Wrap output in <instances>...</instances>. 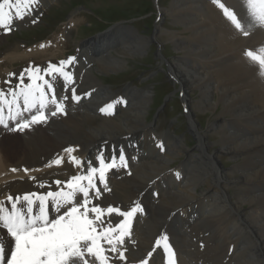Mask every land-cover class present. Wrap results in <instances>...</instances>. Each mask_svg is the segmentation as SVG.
I'll list each match as a JSON object with an SVG mask.
<instances>
[{
    "label": "bare ground",
    "instance_id": "bare-ground-1",
    "mask_svg": "<svg viewBox=\"0 0 264 264\" xmlns=\"http://www.w3.org/2000/svg\"><path fill=\"white\" fill-rule=\"evenodd\" d=\"M47 2L48 0L46 4ZM222 2L231 9L235 4V0H222ZM244 5L241 4L238 8L239 12L242 11ZM206 9L209 12L204 13L203 10ZM168 11L175 23L181 22L183 29L162 30L157 25L154 37L158 38L159 35L166 34L169 44L178 54L172 62H168L169 75L179 84L186 108L188 129L195 138L193 149L197 153L191 152V149L182 142V138L172 136L169 131H158L155 123L148 124L145 121V114L151 99L149 90L127 86L123 92H115L100 81L97 74L119 71L125 67L129 58L141 54L149 45V38L136 35L132 33L133 29L126 28L130 34L136 35L133 41L122 28L124 33L122 31L111 32L91 39L88 45L95 54L106 51L108 43L113 38L115 39V48L99 55L96 59L90 56L87 49H84L85 45L79 46L78 53L82 52V55L77 57L75 63H78V60L83 61L81 73L84 74V81L79 83L74 79V84L69 85L67 94L69 100L65 102L67 114L58 115L56 122L48 119L45 128L49 129V135L22 132L25 155L22 160L19 157L18 162L25 159L29 163L15 168L18 171H9L11 164L8 162L11 160L9 161L7 156L10 153L7 156L4 153V147L8 145L0 144V162L3 158L4 164H7L0 166V199L6 200L7 197L1 195L3 189L13 186L14 180L17 181L14 190L20 192L11 195L22 197L23 193L20 189H24V192L27 185L38 186L40 182L49 184L45 191H39V188H32L28 191V193L43 194L48 190H57L49 183L51 177L68 171L70 174L66 177V181L71 176L80 173L82 171L80 167L69 163L68 153L65 151L59 153V150L65 146L69 145L74 148L72 155L82 161L94 163L93 159L99 152L94 149L91 157L88 158L89 150L94 146L97 149L100 147L104 149L107 143H120L122 140H118V136L122 135L128 137L127 141H131L137 134H140L141 130H145L146 136L150 134L149 136L154 139L153 141L145 138L155 145L156 152L153 155L139 146L131 150L112 143L114 150L118 152L116 154L118 157L119 150L123 148L128 167L133 166V170L131 175L125 173L122 167L107 170L106 181L111 191L104 192L103 199L100 201L101 206H118L122 210H129L134 206L133 202H139L143 210L148 212L145 215L136 214V217L139 216L137 218L139 222H134L133 228H137L141 236L132 235L136 244L129 247L127 253L129 264H137L138 260L144 258L150 250L151 243L162 233H166L171 240L169 242L175 251L176 264H222L219 246L221 241H225L230 246L238 242L243 244V248L249 246L241 252L239 261L235 264H264V79L258 75V65L244 55L247 49L242 50L243 52L241 51L242 53L240 52L237 56L236 52L233 53L232 65H226L223 68L219 66L221 68L219 70H209L207 67L209 64L215 66V63L221 62L225 56L237 51L244 44L250 46L257 42L261 43L264 33H259L261 34L259 35L256 31L257 33L255 32L250 38L243 36L227 21L212 0H172ZM71 16L68 17L67 28H71L75 22L74 20L70 22ZM200 16L209 19L210 22H201ZM28 18L30 17L25 20ZM23 21L18 24L20 25ZM225 22L228 23L225 24ZM211 25L213 28L208 27ZM260 28L259 31H261ZM245 30L249 32L247 28ZM182 32L186 35L180 34ZM193 42L195 44L198 42L203 47H192ZM45 49L46 44H39L30 48L28 52L14 50L15 52L5 55L10 56L11 59H20L22 56L33 53L42 54L41 52ZM4 61L0 60V62ZM75 72L78 73L77 69ZM241 81L246 84H239ZM72 87L76 88L77 94L81 97L86 92L90 93L82 100L84 105L82 115H76L77 110L82 107L81 101H71L70 89ZM191 93H197L198 98L191 99ZM57 95L60 96L59 92ZM117 100L126 101L120 116H113L116 113L115 107L111 115L99 111L100 108ZM4 109V117L8 120V106ZM71 112L76 115L75 119L71 121V124H62L63 119ZM197 112H201L198 118L211 115L206 128L197 124L195 118ZM14 123V121H9V125L15 126ZM257 124L261 125L259 132L256 131ZM57 125H61L66 130L63 138L56 137L60 132L56 131L59 129ZM251 125L252 127L249 128ZM0 127V138L5 139V133H1L2 128L5 127L2 125ZM228 129H233V132ZM247 130L249 133H245ZM51 133H53L52 136ZM10 136L13 139L16 138V136ZM174 138L178 140L175 150L172 147ZM161 143L164 145L163 150H159L161 148L158 145ZM140 151L145 156L142 159L139 158ZM224 155H229V158L235 160L230 168H222L220 165ZM55 156L63 157L61 165L57 166L52 163ZM181 156H185L184 163L181 161L180 168L175 170L176 172L172 171L169 163L179 160ZM195 157L198 158L197 165L192 161L189 162ZM49 158L52 160L45 163ZM33 159H40L44 165L30 167V162H32L30 160ZM138 163L142 165L136 168ZM25 168L29 169L27 174L23 171ZM84 171H86V165ZM170 173L173 175L179 173L184 182L183 186L174 188L171 196L162 195L160 199H158L157 191L153 190L150 198L146 200L143 193ZM159 174L162 177L157 176ZM29 177L36 179L33 181ZM97 185L103 188L98 181ZM162 192L167 193L168 191L162 190ZM243 204L247 207L244 208ZM4 206L10 210V203ZM193 208L197 210L199 218L190 223L188 217L177 219L178 216L187 214ZM238 222L245 227L243 234L247 237L239 238L241 232L236 231ZM157 226H160V230L156 229ZM5 233L6 230L0 225V242L10 247L12 242ZM137 238H141L142 241ZM198 242L204 245L202 251L196 247L201 245H197ZM128 243L131 244V241ZM159 250L163 252V249ZM233 256L232 263H234ZM151 264H166V258L154 254Z\"/></svg>",
    "mask_w": 264,
    "mask_h": 264
},
{
    "label": "rangeland",
    "instance_id": "rangeland-1",
    "mask_svg": "<svg viewBox=\"0 0 264 264\" xmlns=\"http://www.w3.org/2000/svg\"><path fill=\"white\" fill-rule=\"evenodd\" d=\"M51 1L52 0H48L47 4L48 3L49 4L47 5L46 0H42V1L40 0V6L42 7L40 8L39 6L37 10L33 12L32 16L30 17L32 19H37L36 23L33 24L31 22L32 19L28 18L27 19L28 21L25 20V22L23 21V23L20 24L21 26L18 24L21 21H15L12 25V30L10 32H5L3 29H0V36L2 37V40L0 41V60L2 61L5 60L4 62H0V82H2L0 85V89H3L7 93V90L10 86L14 88L15 85L19 83V73L23 71L25 68H27L30 64L41 66V67H46L48 62L58 63L60 60L67 59L68 57L77 58L81 56L82 52L78 53V50L80 48L79 46L85 45L86 47L84 49H87L89 51L90 56L96 59L99 55L106 53L112 50L113 48H115L116 43H115L114 38L109 43L107 40L106 42L108 43V46H107L106 51H102L98 54H95L93 53L92 49L89 48V45H88V43L92 41L91 40L92 38H95L97 36H101L104 34H108L111 32L122 31L124 33L123 30H126V28H131L133 29L132 33L134 34L136 33V35H141L143 37H147L150 39L149 45L142 52L143 54L141 53L136 56H133L132 58H129L128 59L129 61L127 62L125 67L120 69L117 72H111L107 74L100 73V74H97V76L101 79L100 81L105 86L111 88L115 92H123L124 88L127 86L132 87V88H140V89L149 90L151 92V99L148 104L147 113L145 114V121L148 124L155 123V126H157L158 131H169L172 136L182 138V142L185 145H187L189 149H191L190 151L197 153V151L193 149L195 145V138L190 132V130L188 129V124H187V119H186V108L183 104L182 95L179 89L180 88L179 84L178 82H176V80L172 78V76L169 75L168 62H172L174 57H176L178 54L175 51L174 47H172V45L169 44L168 36L166 34H161L159 36L156 35V37L158 36V38L154 37L157 25H158V28L159 29L161 28L162 30H169V29L181 30L184 27L181 24V22L175 23V20H173L172 17H170L171 15H169L170 13H168L169 12L168 9L170 8L172 0H54L52 2ZM241 4L242 5L245 4V5L242 8V11L239 12L238 8L241 6ZM197 6L201 7L199 4H197ZM233 10L237 14L238 18L241 20L242 25L249 30L250 36H247V37L250 38L253 34H255L256 31L258 32V34L264 33L262 32L264 31V27L262 26L254 25L249 28L248 25L251 22V18L248 14V10L246 7V0H235V4L233 5ZM203 11L205 13V11H208V10L206 9ZM69 16H71L70 22L72 20L75 21L73 25L71 26V28H67ZM200 18L201 19L199 20L201 22H205V21L210 22L209 19L202 18L201 16ZM227 23L228 22H225V24ZM208 27L213 28L212 25ZM122 28L123 30H121ZM259 28L261 31L258 30ZM251 30H253L252 33H251ZM125 34L129 36L131 40L135 41L133 37L136 38V35L134 36L130 34L128 30L125 31ZM180 34H185V32H182ZM39 44H46V49L43 52H41L42 54L33 53L30 55L22 56L20 59L19 58L11 59L10 56L5 55L9 52H13L14 50L18 52H22L25 50L26 52H28L30 48H33L34 46H38ZM247 45L248 44H244L240 49H237V51L235 50L231 54H228L229 56L228 55L225 56V58L223 59H226V60L222 59L223 61L221 60V62L215 63L216 64L215 66H212V64H209L207 67L209 68V70H219L223 68V66L230 65V64L232 65L234 52H236V56H237L242 50H246V49L258 51L262 46H264V39L261 40V43L257 42L256 44H253L250 46L249 45L247 46ZM191 46L199 47V48L203 47L200 43L198 44V42H196V44L195 42L191 43ZM112 54L114 53L112 52ZM82 67H83L82 60H78V63L68 66V70H71L73 72L74 79L79 83H82L84 81V74L81 73ZM94 67H96V65H94ZM76 69L78 73L75 72ZM9 73H15V75L10 78V85L5 83L6 80H9V75H8ZM24 82L25 84L29 82L27 76H25ZM240 83L246 84L242 81L239 82V84ZM56 92H59L60 96L67 95L69 92V86L65 88L62 85V82L58 81L56 83ZM84 94L82 95L81 104H82V100L85 98ZM190 97L191 99H197L198 94L191 93ZM8 99H11V97L9 96ZM125 103L126 101H123V102L121 101L120 103H117L115 105L116 113L113 116H120L121 114L120 112L123 106H125ZM20 104H21V107H23L22 99L20 100ZM6 106L7 105H5L4 107ZM83 107L84 105L82 104V107H80L77 110L76 115H80V114L82 115L84 113ZM200 113L201 112H197V116L195 117L197 119V124L201 126L202 128H206V125L209 122L211 115H209L208 117L199 116L198 118V115H200ZM25 115H28V114L26 113ZM73 115L74 113L71 112L68 115V117L63 119L62 121L63 123L62 122L61 123L71 124V121L74 120L75 119L74 117L76 116V115L74 116ZM57 119H58V116L49 117V120L53 122H56ZM241 122L243 123V121ZM263 123H264V120H263ZM258 125L260 127H258ZM9 127H14V126L10 124ZM251 127L252 125L249 128ZM256 127H257L256 131L259 132L261 130V125L257 124ZM58 128L59 129H56V131L57 132L60 131V132H58V135H56V137L63 138L66 135V130H64V128L61 125L58 126ZM228 130L233 132V129H228ZM25 131L27 134L37 133L43 136L49 135L48 134L49 129L45 128V124L34 125L31 129H25ZM246 132L249 133L248 130L245 131V133ZM1 133H5L4 135H6V138L5 139L0 138V144L8 145V147H4V153L6 156L7 154L10 153L7 156L9 158V161L11 160L10 161L11 163L8 162L9 164H11L9 171H11V169L13 168H19L21 165H26V163H29V162H26L25 159L23 161L18 162L19 161L18 158L20 157L19 159L22 160L25 155V152H23L25 143H24L23 138L21 137L23 133L20 131H15V132L9 131L6 128H2ZM61 133L62 134L64 133V134L62 135ZM139 133L140 134H137V136L133 138L134 140L127 141L128 137H125L122 135V136H118L119 138L118 140L120 141L122 140L120 143L118 142H112V143L115 146L122 145L123 148H128L131 150H134L136 149V146H139L151 152L154 155V153L156 152L155 145L149 142L148 140H146V139H151L154 141V139H152L149 136L150 134L146 136L147 133L145 130H141ZM209 133H212V132H209ZM10 135L16 136V138L13 139L11 138L12 136ZM50 135L52 136L53 133H51ZM16 139H18L17 142L15 141ZM177 141L178 140L174 138L173 145H172L174 150L177 148ZM112 143H107V146L104 149H102L103 147H100L99 149H97V148H94L95 147L94 146L93 148L89 150L88 158L91 157V153L95 149L97 152L102 151L107 161L112 155H116L118 153L117 151L114 150ZM68 147L69 145L60 149L59 153L64 151V149ZM55 157L57 158L58 156H55ZM116 157H117V163H119L118 156L116 155ZM143 157H145L144 153L140 151L139 158L142 159ZM222 159L223 160H221L220 165L222 168L224 167L226 169L230 168V166H233V162L235 161L229 158V155L222 156ZM51 160L52 158L51 159L49 158V160L46 161L45 163L50 162ZM93 160L95 161L93 164L98 166L96 157ZM30 161H32L30 162V167L44 165L40 159L39 160L33 159ZM181 161L182 163H184L185 156H181L179 160L170 162L169 168L172 171H175V170L177 171L180 168ZM191 161L196 165L198 164L197 157L192 158L189 162ZM1 165L2 166L7 165V164H4L3 158L1 159V162H0V166ZM140 165L142 164L138 163L136 165V168H138ZM123 170L128 175H131L133 166L123 168ZM117 172L119 173V171ZM69 174L70 173L67 171V172L60 173L59 175H55L51 177L49 183L52 185V182L56 180L65 181L66 177H68ZM157 176L162 177L160 174ZM171 183H174V185H171ZM183 183H184L183 179L180 175L178 178L177 175H173L170 173L163 180H161L158 184L152 185L149 189H147L143 193V197L146 200L149 199L150 194L153 190L157 191L158 199H160L162 195L171 196L173 194V191L175 190L174 188H179L183 186ZM12 185L13 186H7L3 189V192L1 194L3 197H7L10 194H18L16 192H20V191L14 190L17 186L16 180L13 181ZM32 188H37V189L39 188L38 189L39 191L46 190V187L40 188L34 185H27V188L24 192H23L24 189H20V190L24 195L25 193H28V191L31 190ZM263 189H264V186H263ZM162 190H167L168 192L163 193ZM232 190L233 189H231V191ZM0 201H6V200L0 199ZM5 205H9V203H5ZM243 207L246 208L247 205L243 204ZM193 210L196 211V213ZM141 213L145 215L148 212L145 211L144 209L143 212ZM138 217L139 216L134 218V222H139L137 221ZM181 217H188L189 223H190L196 220L197 218H199L200 216L197 214V210L193 208L187 214L178 216L177 219H180ZM156 229L160 230V226L159 227L157 226ZM244 229L245 227L243 226V224L238 222L236 226V231L241 232L239 235V238L247 237L246 234H243ZM132 235L134 237H140L141 232L137 228H133ZM137 239L142 241L141 238H137ZM154 241L149 246L150 250L152 246L154 245ZM238 243L237 244L233 243V245L230 246L225 241L220 242L219 246H220L221 255H222V258H221L222 264H235L237 261H239V255L241 254V252L249 247L247 246L243 248L242 246L243 244L242 243L240 244V242ZM198 244H201V243L198 242L197 245ZM191 245L195 246V244L193 243H191ZM129 247H131L130 243H129ZM196 247H198L200 251L203 250L201 246H196ZM149 251H147V253ZM155 254L163 256L164 259L166 258L167 260V257H165V255L163 254L161 250L158 249V251ZM232 256H233L234 263H232V260H231Z\"/></svg>",
    "mask_w": 264,
    "mask_h": 264
},
{
    "label": "snow or ice",
    "instance_id": "snow-or-ice-1",
    "mask_svg": "<svg viewBox=\"0 0 264 264\" xmlns=\"http://www.w3.org/2000/svg\"><path fill=\"white\" fill-rule=\"evenodd\" d=\"M212 3L237 31L245 37L249 35L233 9L222 0H212ZM39 6L40 0H0V29L10 32L15 21L31 17ZM246 7L251 18L248 26L264 27V0H246ZM31 22L34 24L37 19ZM244 55L258 65V75L264 79V46L258 52L247 50ZM76 60V57H68L58 63L48 62L46 67L30 64L21 71L19 83L14 88L10 86L7 93L0 89V125L9 131L24 132L34 125L47 123L49 117L66 115L65 102L69 97H58L56 83L62 82L65 88L74 84V74L68 66L74 65ZM8 75L9 80L5 83L10 85V78L15 73ZM25 76L29 81L27 84ZM70 91L72 102L81 101L75 87ZM88 95L90 93L84 94ZM120 102L109 103L99 111L111 115ZM5 105L8 106V120L4 117ZM26 113L29 114L27 117ZM9 121H15V126L9 127ZM158 146L163 150L162 143ZM64 151L69 154V163L82 169L80 173L66 181H53L51 186L57 189L55 191L48 190L43 194L30 192L22 197L10 194L6 201H0V225L12 242L10 247L0 242V264H129L128 242L131 241L132 246L136 244L132 239L133 222L143 208L139 202H133L134 206L129 210L100 204L103 193L111 191L106 171L128 167L123 148L119 150V163L115 155L106 161L104 153L99 152L96 157L98 166L72 155L75 151L72 147ZM52 163L61 165L63 157L58 156ZM11 171L18 170L13 168ZM23 171L27 174L29 169ZM176 175L179 178L180 174ZM29 179L35 181L36 178ZM97 181L103 185L102 189ZM46 186L45 182L38 184L40 188ZM5 203H10V210L4 206ZM200 246L203 248V243ZM161 247L167 257L166 264H176L175 251L166 233L155 239L151 250L137 264H151Z\"/></svg>",
    "mask_w": 264,
    "mask_h": 264
}]
</instances>
